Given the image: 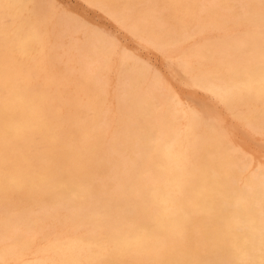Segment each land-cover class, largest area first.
<instances>
[{
  "label": "bare ground",
  "instance_id": "bare-ground-1",
  "mask_svg": "<svg viewBox=\"0 0 264 264\" xmlns=\"http://www.w3.org/2000/svg\"><path fill=\"white\" fill-rule=\"evenodd\" d=\"M87 1L116 16L139 41L177 53L176 73L225 107L250 104L264 115V34L235 41L222 60L213 47L189 44L228 26L224 9L235 26L261 25L264 0H212L210 7L181 0ZM252 12L260 15L257 23L249 19ZM71 18L52 29L61 43L78 30ZM39 39L29 30L14 41L0 30V264H264V163L244 164L227 140L213 142V131L201 135L203 113L186 106L166 77L154 75L147 88L148 73L136 64L117 71L128 118L107 138V75L117 48L109 38L77 46L89 101L56 121L23 83L36 71V61L26 62ZM234 117L264 142V117ZM18 133L20 141L39 133L41 142L19 149L12 143ZM58 210L76 233L37 244L30 233Z\"/></svg>",
  "mask_w": 264,
  "mask_h": 264
},
{
  "label": "rangeland",
  "instance_id": "rangeland-1",
  "mask_svg": "<svg viewBox=\"0 0 264 264\" xmlns=\"http://www.w3.org/2000/svg\"><path fill=\"white\" fill-rule=\"evenodd\" d=\"M46 1L47 3L37 2L36 0H0V7H1L0 30L5 29L9 33L10 38L14 41H17L18 38L21 37V35L24 32L29 30L38 33V35L40 36L39 41H36L34 43V47L27 53L28 59L26 63L32 64L34 61H36L34 62L36 64L35 66L36 71H34L35 73H33L32 77H30L28 80H26L23 83L29 85L27 91L29 92L30 94L29 96L31 98L35 100H40L39 103L42 105L44 109L49 108L55 112L54 119L56 121L62 120L66 115H71V116L76 115L77 114L76 106L78 104L86 103L89 101V96H87L88 94L85 93V89H84L85 84L83 83L84 81L81 79L80 73H78L79 72L78 69L80 68L79 67L80 63L78 61L79 56L77 55L78 54L77 46L83 47L86 44H88L91 40L93 41V40H99L101 38H109L116 44L117 48L112 55V63H111L112 67L107 75L108 82L106 87L107 88L106 102L108 103H106V106L111 108L110 116L112 119L111 126L109 127V130L106 131L107 138H109L112 135V133L116 129H118L122 125V123L128 118L126 114H123V111L120 108L121 106L124 105V101L122 97L125 88L123 85L124 83L123 78L117 71L122 65L125 66L126 68L131 66L132 69H135L136 67L135 64H136V65H140V67L142 66L143 69L148 73V78L146 80L147 88L149 87L148 82L158 74L163 78L166 77L164 78V80L166 82L167 87L169 89L170 88L175 89L174 91L179 93V95L182 97L183 101L185 102L186 106H190L191 109H197L203 113V120H202L203 127L199 131L201 135L208 136L209 132L213 131V136H214L213 142L219 140H224V141L227 140L226 142L231 146V149L234 150V152L236 151L238 153L240 159L242 158L241 162L244 164L247 162L249 163L250 160H253L254 164L264 163V161H262L264 159V156H262L264 155L263 154L264 142L261 140V137L258 135L251 136L247 131V126L244 123L239 122L234 117V116H238L239 114L245 113L252 120H255L256 117L258 116L256 121H261L264 115H261L259 113V108H256L250 104L249 105L236 104L230 107H225L218 99L212 97L210 94L202 91L201 89L193 86L190 83L189 78L181 76L180 74L178 75V73H176L177 53L171 52V50L168 48L165 49H157L155 47L153 48V46L151 47L149 45H146L143 40L139 41V39L136 36H134V34L129 30L128 27L122 25V22L119 21L118 18H116V16L109 14L104 10H101L94 3L89 2L87 0H74V1L45 0V2ZM181 1L185 3L192 2L195 5H197L198 2H200L199 3L200 5L201 3L203 4L205 2V4L208 7L214 5L212 0H200V1L181 0ZM70 2L71 4H73L72 6ZM46 5L50 7L51 12L46 9L45 7ZM236 8L239 9V7L237 6ZM245 11H248V7L245 8ZM223 13H224L223 15L225 16V17L223 16L224 19L226 18V21L229 20V25L225 26L226 28L222 26L221 29L209 30L206 32V34L204 33L198 39L189 42V44H191L192 47L194 46L196 48L213 47L216 51L215 54L217 60H222L223 59L222 54L225 51H228L230 47L234 45L237 41H241V40L243 41L255 35L257 36L259 34H264V19H262L261 25L253 24L252 22L249 21L245 25L235 26V22L233 18H230L231 11L224 9ZM49 15H52V17H50ZM69 17L74 18V19L71 18V21H73V24H76L78 26V30L74 31L71 37L70 36L67 37L68 39L66 40L65 42L66 44H65L60 42V38L58 37L57 34L58 33L57 29L55 30L52 29L53 27H59V26L66 27L65 25L70 20ZM254 18L257 19L256 21L257 23L260 20V15L258 13H253V12L249 13V19H254ZM84 25L86 27H84ZM131 27L133 28V25ZM223 27L225 28V30ZM60 44L61 46H58ZM142 44L143 46L145 44V47H143ZM186 48H188V46H186ZM144 50L147 52H145ZM58 52L63 54L61 55ZM70 52L75 54L72 60L69 58L71 57L69 55ZM136 57L137 60L134 59ZM173 66L176 67L173 68ZM170 81L172 82V84L170 83ZM41 90L43 92L45 91L44 96L43 94L40 95ZM4 94L5 92L3 93V95ZM2 98H0V100H2ZM208 101L209 104L207 103ZM190 108L188 107V109ZM166 111L167 109L165 110V112ZM36 113L38 115L40 114L38 111ZM230 122L234 124V126ZM237 125L238 128H236ZM66 129H67L66 126L60 128L59 132H64ZM19 137L20 134L18 133V135L14 136L15 141H12V143L13 142L16 143V146L19 149H23L26 151L33 150L34 146H36L41 142L40 141L41 135L39 133L35 134V136L30 135L26 141H20ZM241 139L243 141L247 140L250 144L247 141L245 144L244 143L245 141L243 142L241 141ZM252 139L254 140L252 141ZM257 141L258 144L256 143ZM241 143L244 144L245 146L240 145ZM255 144L257 145L255 146ZM249 147L251 148V150L253 149L252 152L250 151ZM257 150L259 153L256 152ZM249 154L251 158L248 156ZM256 154L258 155L260 154V156ZM242 155L243 157H241ZM3 171L4 169H0V173H2ZM11 199L19 200L20 196L11 197ZM57 217L60 220H58ZM66 220L67 219H65L63 212L58 210L55 217H51L47 219L44 223L37 224V226L30 233V236L39 245L45 244L56 237L60 239L64 237H70L74 235L76 232L72 226V222L70 220L67 221ZM80 231H84V229ZM4 245L5 243L0 242V246H4Z\"/></svg>",
  "mask_w": 264,
  "mask_h": 264
}]
</instances>
